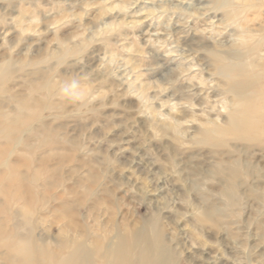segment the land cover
<instances>
[{
	"label": "rangeland",
	"instance_id": "374dc122",
	"mask_svg": "<svg viewBox=\"0 0 264 264\" xmlns=\"http://www.w3.org/2000/svg\"><path fill=\"white\" fill-rule=\"evenodd\" d=\"M230 2L0 0V109L40 101L21 109V141L0 136L17 163L0 218L23 220L53 261L158 228L173 264H264V134L199 135L239 100L215 55L237 49L264 76V0Z\"/></svg>",
	"mask_w": 264,
	"mask_h": 264
},
{
	"label": "bare ground",
	"instance_id": "6f19581e",
	"mask_svg": "<svg viewBox=\"0 0 264 264\" xmlns=\"http://www.w3.org/2000/svg\"><path fill=\"white\" fill-rule=\"evenodd\" d=\"M230 1L232 0H224L225 4L228 5L231 3ZM64 12L66 14V11ZM215 56L219 62L217 67L218 72L222 75L228 76V90L229 92H232L233 94L235 93L237 96H239V100L231 102L232 106L230 107L229 117L223 124L211 122V124L207 123L200 129L199 135L201 141L204 143L218 145V143L222 144L227 141V137L239 140L260 137L262 134H264V89L262 88L263 86L261 83L264 76L262 72L259 73L258 71H255V68L259 66L261 67V65L256 66L253 61L242 62L241 60L243 59V56L245 57V54L242 52L240 53L237 49H231L225 53H220ZM224 60H230V62L224 65ZM2 67L0 66V79L4 78L7 71L10 70L8 64ZM147 88L148 87H146V89ZM38 102L40 101L37 100L36 97H22L19 100L18 105H20L21 108L18 113H8L3 109H0V136L1 138L5 139L7 144L9 141L17 142L22 140V134H24L23 132L26 130L25 127H27L30 112L23 114L21 109L23 107H31V105H36ZM39 131L40 133H38L41 134L42 130L39 129ZM12 148V145L11 148L8 146L0 148V192L5 186L2 184V179L5 176L7 178L10 177V174L6 175V173L8 174L16 170L15 165H17V163L10 162L9 160V155L12 154L15 147L13 149ZM28 163L30 162L28 161ZM225 173V176L230 181L231 186H233L240 177L239 169L235 167L230 168L228 172ZM20 180H25V176L23 174H21ZM15 181L16 180H14V183ZM57 200L59 201V199ZM21 213L22 211L17 212L18 215ZM26 217L29 219V214H26ZM211 219L212 214L207 210L202 211L199 215V220L202 222L210 221ZM22 225L23 220H20L16 221L12 226H8V223L6 224L5 220L0 218V264L175 263V255L172 251L173 249L171 250L170 247L164 242L162 231L158 228H153L152 237H148L146 234L140 231L137 232L134 237L124 235L118 231L114 237L115 239L112 242L100 245L95 249L90 247V245H88L85 240H80L75 242L73 247L70 249L62 251V253L59 252V258L53 261L50 259V250L48 247L42 241L38 242L34 236L26 233V227L23 229L24 226ZM26 225L27 223H25V226ZM72 226L74 225L72 224Z\"/></svg>",
	"mask_w": 264,
	"mask_h": 264
}]
</instances>
